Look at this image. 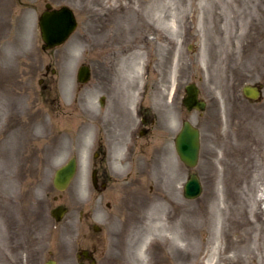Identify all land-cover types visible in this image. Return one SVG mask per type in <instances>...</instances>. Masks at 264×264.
I'll use <instances>...</instances> for the list:
<instances>
[{
    "label": "rangeland",
    "instance_id": "obj_1",
    "mask_svg": "<svg viewBox=\"0 0 264 264\" xmlns=\"http://www.w3.org/2000/svg\"><path fill=\"white\" fill-rule=\"evenodd\" d=\"M63 5L78 27L65 44L41 50L40 18ZM83 66L91 77L79 86ZM41 74L48 85L42 129ZM262 81L264 0H0V247L8 232L16 245L24 231L31 262L42 246V264H77V251L86 248L97 264H234L236 256L264 264V246H252L249 228L241 230L246 191L233 180L230 130L241 87ZM190 84L206 102L203 113L182 106ZM138 102L162 118L139 142L169 153L167 172L141 168L139 177L136 169L127 177L116 168L111 191L98 196L90 184L91 145L134 122ZM185 120L200 131L191 170L174 149ZM71 157L76 175L58 192L54 173ZM192 172L202 193L187 200L183 184ZM59 205L68 213L56 222L50 212Z\"/></svg>",
    "mask_w": 264,
    "mask_h": 264
},
{
    "label": "flooded vegetation",
    "instance_id": "obj_2",
    "mask_svg": "<svg viewBox=\"0 0 264 264\" xmlns=\"http://www.w3.org/2000/svg\"><path fill=\"white\" fill-rule=\"evenodd\" d=\"M95 13L90 11L92 18L88 17L89 21L95 19ZM43 81L46 80H42L41 74L38 80L41 129L42 91L47 92L48 89L47 82L42 85ZM238 84L237 81L236 85ZM248 86L257 88L258 94L255 98H248L244 95V89ZM239 92L241 96L235 97V102L232 103L231 107L233 115L230 122V130L232 129L233 132V180L238 191H241L240 186L246 191V195H243L245 200L242 201L246 222L244 221L245 227L241 230L249 228L250 232L246 237L248 243L253 238L255 242L252 246L263 247L264 228H261L260 225L264 222V82L243 85ZM104 99L105 97L102 96L99 100V105L101 104L100 101L102 102L101 107L105 104ZM132 107L134 122L128 121V125L123 126L124 128L104 131L105 137L108 136L109 139L105 141L103 135H98L94 144L91 145L93 148L91 173L95 175V186L93 187L98 196H101L104 190L111 191L113 174H115L113 170L116 168L124 169L127 177L133 173L134 169H136L139 177L142 173L141 168H147V170L156 168L158 175L163 171L167 172L169 153L153 149L154 146L148 143V140L145 143L139 142L148 136H152L153 128L158 129L156 124L162 118H159L155 113L152 114L148 107L142 108L141 102ZM128 110H131V107ZM120 111L119 109L118 116L121 115ZM162 125L163 130L169 135L170 126L166 122H162ZM142 175L148 176L149 174L144 172ZM106 207L111 209L109 202L106 203ZM254 226L258 227L256 232H254ZM9 233L2 241L3 246L0 247V264H42V246L34 254L33 262H31L28 233L23 231L21 233L22 238L20 240L18 237L16 245L13 238L8 237ZM13 234L16 238L15 232ZM234 238L238 240V235L235 234ZM79 258L78 263L80 264H92L93 262L92 259L84 260L82 255Z\"/></svg>",
    "mask_w": 264,
    "mask_h": 264
},
{
    "label": "water",
    "instance_id": "obj_3",
    "mask_svg": "<svg viewBox=\"0 0 264 264\" xmlns=\"http://www.w3.org/2000/svg\"><path fill=\"white\" fill-rule=\"evenodd\" d=\"M47 8H50L47 6ZM40 27H42V40L45 45L43 49H49L65 42L69 35L76 27V21L72 12L63 7L56 11H46L40 18ZM88 80V71L81 68L78 74V82L85 83ZM188 98L184 101L188 108L196 107L203 109V103L196 101V89L193 86L187 87ZM176 151L180 159L189 167H194L197 163V155L199 149L198 132L188 123L183 128L175 141ZM75 160L72 159L67 165L60 168L54 177V187L58 190H64L70 183L75 174ZM186 197H195L199 194L198 183L196 177L192 176L191 181L185 186ZM64 210L57 209L53 215L57 220L62 216Z\"/></svg>",
    "mask_w": 264,
    "mask_h": 264
},
{
    "label": "bare ground",
    "instance_id": "obj_4",
    "mask_svg": "<svg viewBox=\"0 0 264 264\" xmlns=\"http://www.w3.org/2000/svg\"><path fill=\"white\" fill-rule=\"evenodd\" d=\"M155 9H157V7L154 8V14L157 15V14L159 13V10H155ZM174 23H175V22L172 21V22H171V26L175 25ZM175 30H177V28H175ZM47 50H48V51L54 50V47L49 48V49H47ZM38 85H39V84H38ZM72 178H73V177H72ZM90 184H91V186L93 187V186L95 185V182H94V181H91ZM107 193H108V191H107V190H104V192H102L101 194H102V195H105V194H107ZM174 241H177V239H174ZM235 254H238L236 250L233 252V255H235ZM139 256H140V257H141V256H142V257L145 256V252H144V250H143L142 248L139 250ZM234 264H244V263H243V259H242L241 257L236 256L235 259H234Z\"/></svg>",
    "mask_w": 264,
    "mask_h": 264
}]
</instances>
